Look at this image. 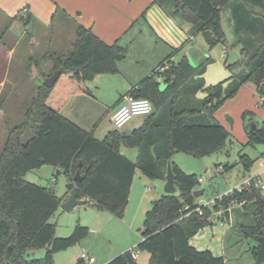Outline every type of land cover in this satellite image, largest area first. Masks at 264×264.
<instances>
[{
  "label": "trees",
  "instance_id": "16d2710c",
  "mask_svg": "<svg viewBox=\"0 0 264 264\" xmlns=\"http://www.w3.org/2000/svg\"><path fill=\"white\" fill-rule=\"evenodd\" d=\"M151 4L161 7L172 19L190 24L191 35L202 33L210 48L224 41L221 10L230 6L237 40L242 45L235 64L243 65L245 70L234 81L226 84L222 80L208 86L200 107L177 109L184 86L189 90L184 96H188L204 85L201 75L208 60L194 66L186 55L177 61L168 55L126 92L127 96L151 101L152 111L145 115L142 124L129 133L115 128L99 138L94 130L83 128L61 109L72 94L87 91L86 82L95 74L115 73L116 54L122 49L116 42L107 44L90 28L77 24L70 48L64 53L47 54L52 67L44 77L61 66L64 70L52 86L38 85L23 121L7 128L0 154V264H55L56 252L75 245L88 233L86 226L76 224L68 236H56L55 224L49 218L61 198L52 188L24 179L28 171L45 164L59 167L67 176L69 191L75 187L80 202H93L99 209L122 217L135 171L140 168L144 175L155 178L161 175L158 167L166 166L168 160L177 191L152 200L135 246L136 250L149 253L148 264H225L223 256L198 249L190 240L209 224V218L219 208L223 209L221 217L229 218L227 207L231 203L238 205L235 212L242 218L237 224L239 232L255 240L251 264H264V192L251 184L222 195L211 207L200 206L198 197L192 194L197 189L198 177L183 171L170 159L175 151L202 157L225 146L230 135L225 126L218 122L196 123L191 117L204 113L211 116L243 82L252 79L257 95L264 97V0H152ZM163 65L167 67L159 69ZM191 78L195 82L186 85ZM167 104L170 111L168 116L164 111L165 126L157 130L155 115ZM252 124L256 127L245 128L247 144L264 143V120ZM25 133H30L26 140ZM159 137L163 139L160 142ZM121 145L138 149L135 161L120 152ZM241 160L246 169L254 162L245 155ZM76 171L82 177L80 181L74 178ZM36 249H45L44 255L25 257ZM132 251H122L103 264H138Z\"/></svg>",
  "mask_w": 264,
  "mask_h": 264
},
{
  "label": "rangeland",
  "instance_id": "374dc122",
  "mask_svg": "<svg viewBox=\"0 0 264 264\" xmlns=\"http://www.w3.org/2000/svg\"><path fill=\"white\" fill-rule=\"evenodd\" d=\"M144 21V19H140L137 27L138 25H145ZM176 23L185 29L187 38L179 46L169 49L168 54L171 55L172 60L177 61L181 56L186 55L194 66L208 60L206 70L201 75L204 85L195 89L193 95L188 96H184L189 91L187 86H184L181 89V99L176 103V108L200 107L202 100L208 94V86L222 80H226V84L230 80L234 81L245 70L243 65L235 64L240 57L242 45L237 40L230 6L221 10L224 41L211 48L207 45L202 33H193L194 39L189 37L192 32L190 24L182 19H177ZM62 30V28L59 31L53 30L52 33L46 31V34L41 38L42 45H39L42 51L45 50L47 54L54 51L46 49L45 45L49 40H51V46L58 49L57 53H64L70 48L76 34L69 26L66 30ZM134 30L125 38L123 43L125 50L120 52L119 58H116L118 72L95 74L86 82L88 92L73 96L69 104L62 110V113L83 128L94 130L95 136L99 138H103L108 131L115 129L110 121V116L120 104L118 102L119 94L127 92L132 85L137 84L143 77L147 76L149 71L146 70V67L154 58L150 55L152 52H156L153 43L154 33L146 28L138 34ZM1 58L3 59V56ZM49 61L46 59V73L50 70L51 63ZM230 64H233L231 69L228 68ZM47 67L49 68L47 69ZM221 71H225L224 77H220ZM44 79L45 77L40 82L41 84ZM193 82L195 80L191 78L186 85H192ZM196 82H198L197 79ZM36 92L35 88L27 95L0 96V106H3L5 110L2 113L3 130L0 128V154L6 140L7 128L23 121L25 109L29 106ZM256 93L255 84L252 79H249L240 84L237 91L226 98L211 116L204 113L202 116L191 117L193 122H218L229 130L230 135L221 150L202 157H195L181 151H175L171 155V161L179 165L183 171L195 174L198 179L201 178L197 184V189L204 191L200 195L202 202L226 193L242 182L252 170L257 169V166L260 167L259 163L264 157V143L247 144L248 136L245 129L252 122L260 124L264 120V105L259 104ZM162 110L155 115L159 124L157 130L164 128L165 118L163 115L166 113L168 116L170 104H167ZM145 119V115L135 116L119 130L129 133L140 126ZM29 136L30 133H25L23 139L26 140ZM162 140L161 137L157 138L159 142ZM120 151L131 160H134L138 154L136 147L121 145ZM242 155L253 159L254 162L256 160V162H253L246 169L244 160H241ZM225 165L227 167L224 169ZM219 167H223V169ZM159 169L161 175L155 178L144 175L140 168L136 170V183L142 186V190L146 191L148 199L149 196L151 199H156L165 193L167 165L162 168L158 167ZM23 178L41 186L52 188L56 195L61 198L59 207L49 218V221L55 224L57 237L68 236L76 224L88 228L87 235L75 245L55 253L53 257L55 264H87L80 260L79 254L82 251L89 255L92 254L96 258L92 264H101L103 258L111 254H118L128 247L136 252L138 264H148L149 253L136 250L135 246L141 238L145 211L151 205L136 211V192L133 193L122 217H118L108 210L99 209L93 202H79L72 210L67 211L61 207V204L70 197L71 191L66 185L68 179L63 169L45 164L40 168L28 171ZM147 198L145 201H148ZM237 207L238 205L232 208L229 218H222L220 214L213 212L209 218V224L205 225L203 230L198 231L196 238H191L192 245L198 249H209L216 256H223L227 264L253 263L251 248L255 245V240L251 236L245 237L239 232L237 224L242 218L235 212ZM44 250H31L25 254V257H42Z\"/></svg>",
  "mask_w": 264,
  "mask_h": 264
},
{
  "label": "crops",
  "instance_id": "0c3cea01",
  "mask_svg": "<svg viewBox=\"0 0 264 264\" xmlns=\"http://www.w3.org/2000/svg\"><path fill=\"white\" fill-rule=\"evenodd\" d=\"M151 1L0 0V96L27 95L35 88L37 91V87L41 84L40 82L46 73V59L49 60L45 50L42 51V48L39 46L42 36L46 34V31L52 33L53 30L59 31L61 28L64 31L68 26L75 32L77 24L90 28L99 39L107 44L116 42L122 51L125 50L123 45L124 40L133 29H135L134 32L136 34L142 32L144 28L153 32L156 39L153 40L156 52L151 53L150 56H154V58L146 67V70L149 71L148 74H150L169 55L170 48L179 46L187 38L185 29L177 25L176 20L169 17L161 7L151 4ZM23 7H27L26 12H23ZM140 19L145 20V25H142L143 27L139 25L137 27ZM189 37L194 39L193 35ZM47 42V45H45L46 49L58 50L51 46V40ZM2 56L3 59L1 58ZM49 62L51 63V68L52 62ZM116 72H118V67ZM220 75V77H224L226 75L225 71H221ZM158 79L160 87L163 88L164 83L162 78L159 77ZM87 92L88 87L87 91L72 94L62 107L61 112L69 104L73 96ZM119 95L120 99L118 102L121 104L125 101L127 95L126 92ZM256 97L259 101L257 93ZM3 112L5 110L3 106H0L1 129L3 127ZM64 115L70 118L66 114ZM261 160V163H259L260 167L257 166V169L252 170L249 175H259L264 180V157ZM135 175L131 184L128 203L133 193L136 192L137 203L135 209L139 211L142 207L151 205L154 199H151V196H149V199L146 197L148 195L146 191L142 190V186L136 183ZM200 197H198V201L202 200ZM146 198L148 201H145ZM197 236L198 233L193 238ZM190 243L193 244L192 240H190ZM116 254L103 258L100 263H105ZM90 255L93 256L92 254ZM94 259L95 262L96 258ZM135 259L137 260V258ZM225 264H227L226 261Z\"/></svg>",
  "mask_w": 264,
  "mask_h": 264
},
{
  "label": "built area",
  "instance_id": "2783aa9c",
  "mask_svg": "<svg viewBox=\"0 0 264 264\" xmlns=\"http://www.w3.org/2000/svg\"><path fill=\"white\" fill-rule=\"evenodd\" d=\"M23 12L27 11V7H23ZM167 65L160 66L159 69L166 68ZM259 104H264V98H259ZM152 111V103L146 97H131L126 96L125 101L112 112L110 116V121L113 123L116 129L122 128L125 124H127L132 118L135 116L147 115ZM201 178L198 179L200 181ZM253 184L256 187H259L264 192V180L259 175H248L242 182L238 183L234 188L228 190L225 195L231 193L233 190L240 191L242 188L247 187ZM222 194V195H224ZM222 195L215 196L209 200L204 202L198 201L200 206L211 207L213 206L216 201H220ZM235 206L234 203H231L227 210L229 213L231 212L232 208ZM199 208V207H198ZM218 214L221 215L223 212L222 208H219L216 211ZM80 260L86 262L87 264H92L94 262V257L86 253L85 251L80 252ZM132 257L136 258V252L132 251Z\"/></svg>",
  "mask_w": 264,
  "mask_h": 264
},
{
  "label": "water",
  "instance_id": "95a60500",
  "mask_svg": "<svg viewBox=\"0 0 264 264\" xmlns=\"http://www.w3.org/2000/svg\"><path fill=\"white\" fill-rule=\"evenodd\" d=\"M121 56L120 53L116 54V58H119ZM64 70V68L61 66L57 69H55L51 75L45 77L43 84L47 87L52 86L56 79L58 78V76L60 75V73ZM250 129H253L256 127L255 124H249ZM109 143L112 144V140L109 139ZM75 180L80 181L82 179L81 176H79V172L76 171L75 176H74ZM165 185H164V192L165 193H175L177 191V186L175 185V179H174V173L173 170L171 168V162L170 160H168L167 162V169H166V176H165ZM203 193L202 189H195L193 190V196L194 197H199L201 194ZM80 202V200L77 198V191L76 188L74 187L71 191V195L70 197L64 201L61 204V207L64 210L70 211L72 210L75 205H77Z\"/></svg>",
  "mask_w": 264,
  "mask_h": 264
}]
</instances>
